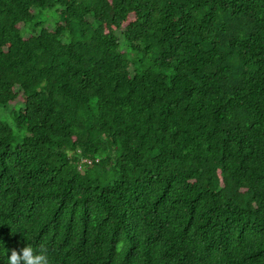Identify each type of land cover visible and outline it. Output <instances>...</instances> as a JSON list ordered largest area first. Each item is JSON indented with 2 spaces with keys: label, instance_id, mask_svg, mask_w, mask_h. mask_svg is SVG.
<instances>
[{
  "label": "trees",
  "instance_id": "trees-1",
  "mask_svg": "<svg viewBox=\"0 0 264 264\" xmlns=\"http://www.w3.org/2000/svg\"><path fill=\"white\" fill-rule=\"evenodd\" d=\"M41 241L264 264V0H0V264Z\"/></svg>",
  "mask_w": 264,
  "mask_h": 264
},
{
  "label": "clouds",
  "instance_id": "clouds-1",
  "mask_svg": "<svg viewBox=\"0 0 264 264\" xmlns=\"http://www.w3.org/2000/svg\"><path fill=\"white\" fill-rule=\"evenodd\" d=\"M9 251L10 255L8 254ZM6 264H50L48 245L45 241H41L36 248L30 244H25L19 250H8Z\"/></svg>",
  "mask_w": 264,
  "mask_h": 264
}]
</instances>
